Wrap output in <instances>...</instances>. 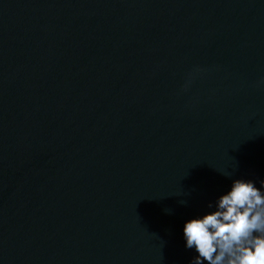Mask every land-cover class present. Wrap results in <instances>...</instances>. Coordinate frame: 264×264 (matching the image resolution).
Instances as JSON below:
<instances>
[{
    "label": "water",
    "instance_id": "water-1",
    "mask_svg": "<svg viewBox=\"0 0 264 264\" xmlns=\"http://www.w3.org/2000/svg\"><path fill=\"white\" fill-rule=\"evenodd\" d=\"M238 178L264 180V0H0V264H189Z\"/></svg>",
    "mask_w": 264,
    "mask_h": 264
},
{
    "label": "clouds",
    "instance_id": "clouds-1",
    "mask_svg": "<svg viewBox=\"0 0 264 264\" xmlns=\"http://www.w3.org/2000/svg\"><path fill=\"white\" fill-rule=\"evenodd\" d=\"M207 207L183 224L184 247L196 253L189 264H264V180L234 179Z\"/></svg>",
    "mask_w": 264,
    "mask_h": 264
}]
</instances>
